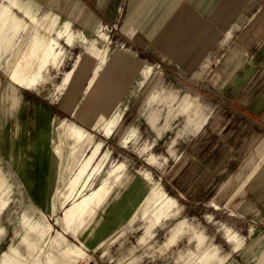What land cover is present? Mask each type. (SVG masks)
I'll return each mask as SVG.
<instances>
[{"label":"rangeland","instance_id":"obj_1","mask_svg":"<svg viewBox=\"0 0 264 264\" xmlns=\"http://www.w3.org/2000/svg\"><path fill=\"white\" fill-rule=\"evenodd\" d=\"M74 1L81 9L76 10L73 4L70 5V12H67V32L65 19L60 18L54 27L55 30L50 34L51 39L57 41L52 46L56 55L51 56L45 64L40 58L33 61L26 70L29 76L39 72L34 86L23 88L15 85L11 81L13 62L16 61L14 51L0 52V116H4L9 109L4 94L17 90L21 96L20 107L13 110L16 118L12 117L4 126L7 130L5 140L9 133L14 134L17 153L22 150L26 157L28 175L25 177L12 161L8 149L10 144L7 141L0 144L2 168L14 183L11 201L0 213V226L6 229V235L0 241V259L10 245L17 242L15 222L17 223V218L25 208L27 214H34L36 218L46 215V223L50 226V230L44 228L43 231L44 246H39L43 264H49L46 253L60 233L70 241L80 244L71 229L69 230L70 224L63 219L66 212L63 205H66L80 188V183L75 186L74 178L78 171L76 164L81 155H75L73 165H60L56 171L54 191L51 194V214L47 212L45 203V195L47 200L49 196L48 178L53 171L49 167L52 121L58 116L85 127L91 132L95 142L104 141L103 149L111 150L112 159L116 162L127 163L132 175L137 174L143 179L139 171L150 172L154 181L178 201L177 212L154 227L145 240L141 241V238L146 233L147 221L138 214L132 224L129 222L109 235L102 246L94 240L92 234L94 205L87 207L83 213L79 212L71 226L79 227L80 231L85 232L81 235L87 240L85 246L88 247V256H83L79 264H222L225 259L224 264H260L264 255V189L248 192L246 196L251 202L245 205L240 203L243 197L236 193L238 184L242 181L239 176L242 165L251 169V172H258L255 171L258 166L264 169V130L255 141L251 138L252 146L240 155L228 180L223 182V177V180L217 181L212 187L203 188L202 192H197L196 195L195 187L188 186L189 191L184 194L183 188L180 189L179 186L180 179L185 180L187 177L186 182H182L183 186L186 183H195L196 168L193 163L196 156L192 152L195 144L201 142L202 135L201 132L195 131V126L205 116L209 115L212 120L217 114L216 110L212 111V105L216 104L212 102V97H216V93L210 90V75H200L199 68L195 73L194 70H191L192 73H183L178 68L171 67L163 58L164 48H169V43L163 42L166 29L163 25L171 15L177 14L174 8L164 11L163 3L167 4L172 0H161L157 4L158 11L150 10V0ZM175 1L178 3V0ZM25 2L26 0H0V10L14 3L11 13L14 12L23 18L29 25L34 24L28 15L18 9ZM47 6L45 3L39 12L37 7L32 8V12L37 13L36 17L40 21ZM82 9L85 10V15L89 13L95 22L88 30L86 27L89 23L85 27L81 22ZM3 30L7 33L3 37L1 47L8 49L11 43L6 42V38L11 36L13 28L9 23H5ZM59 32L62 33L60 37ZM85 32L90 34L89 41L86 42L83 41L86 39ZM26 33L27 29L16 38V47L25 41ZM93 39L96 40V47L100 52L98 55L88 50ZM170 45L173 47L175 44ZM121 50L125 51L122 65L116 63L117 53ZM111 61L114 64H110ZM211 61H206V64L210 66ZM217 61L219 62L220 58H215L213 63ZM149 66L153 69L147 75L145 71ZM109 70L111 73L107 76ZM69 72H72L69 83L63 85ZM94 77L97 86L103 85L106 77L107 81L114 83L112 92L116 101V112L123 113V122L126 125L123 132L129 126L137 129L136 136L127 147L120 143L118 134L106 138L101 130L88 128L78 118V111L83 109L87 102V87ZM202 80L205 82L203 86L200 84ZM153 92H166L175 96L173 105L176 112L168 118V109H164L166 113H162L160 125L163 126L165 116L164 119L170 124L160 130V134L166 131L169 135L178 134L177 130L168 131L169 128L192 123V136L178 151L175 150L176 152L169 153L157 143V135L154 133H158V129L148 126L147 101ZM199 95H202V98ZM63 130L65 129L61 131ZM67 134L69 136L67 132L60 133V146L63 141L66 142ZM79 143L81 142L74 139L75 147L82 146ZM151 156L154 158L151 159ZM98 163L97 160L93 165ZM116 168L112 165L105 167L103 163L101 173L86 192L90 193L97 188ZM152 201L149 195L148 201L143 204L145 209L150 207ZM72 204L71 201L67 202L68 207ZM181 221L185 223L172 239V229ZM227 229H231L242 239V250L234 251L233 244L227 240ZM199 236L204 237L202 243L199 242ZM26 246L28 259L31 260V246ZM91 256L93 262L89 259ZM29 262L34 264L33 259Z\"/></svg>","mask_w":264,"mask_h":264},{"label":"crops","instance_id":"obj_2","mask_svg":"<svg viewBox=\"0 0 264 264\" xmlns=\"http://www.w3.org/2000/svg\"><path fill=\"white\" fill-rule=\"evenodd\" d=\"M104 1V0H102ZM161 0H150V10L158 11L157 4ZM73 4L76 10L81 9L78 3L74 0H69L67 6V12L69 13V7ZM164 4V11L173 9L177 14L171 15L168 21H165L163 27L166 28L163 33V42L169 43V48H164L163 58L169 63L171 67H176L179 70L186 73L196 69H200V75H210V90L212 93H216V97H212V102H216L212 105V111L216 110L217 114L211 118L207 115L200 123L195 126V131L202 133L201 142L195 144L193 154L196 156L193 166L195 169V183L182 185L185 180L180 179V189L187 194L189 191L188 186L195 187L194 194L201 193L203 188L212 187L217 181H220L223 177L225 182L230 178L231 172L234 169V164L238 162V158L244 151L252 146L251 138L254 141L264 130V0H175ZM172 4V5H171ZM83 19L81 22L86 27L88 23H91L93 27L95 22L91 15L88 13L85 15V10L82 9ZM156 16V15H154ZM90 24H88L89 26ZM168 28V29H167ZM104 36V35H103ZM90 34L87 39L83 41H89ZM75 41V39H74ZM88 50L93 51L95 55L100 52L96 47V40L91 41ZM171 43L175 44L171 47ZM125 51L121 50L117 53V64L122 65L124 60ZM215 58H220V61L213 63ZM211 61V65L206 64V61ZM110 64H114L112 61ZM153 67H150L145 73H150ZM72 74L69 72L68 74ZM111 71L106 74L109 76ZM108 77L104 79L103 85H107L112 92L114 83L107 81ZM70 80V79H69ZM95 77L91 80L86 90L87 92L96 85ZM201 81V80H200ZM69 83V82H68ZM201 86L205 82H200ZM100 85V88H103ZM197 90V88H195ZM113 95V92H112ZM202 98V95H199ZM174 95H169L166 92H153L148 97V126L152 129H158V133L155 137L157 143H159L167 152H176L181 148L186 141L192 136V130L190 128L191 122L179 127H170L168 131H176L178 134L169 135V132L160 134V130L165 129L170 122L166 121V116H172L175 114L174 108ZM111 105L116 109V101L114 95L111 98ZM88 104V102H87ZM86 107V104H85ZM84 107V108H85ZM167 107L168 113L163 118V126L160 125V117L162 113H166L164 110ZM123 114V113H122ZM78 118L86 124L88 128L101 130L106 138H111L114 135L107 134L103 122H100L98 126H92L91 117L81 116L77 113ZM16 115L9 116L7 122ZM209 121V122H208ZM56 122H61L62 125H56ZM209 127L206 128L207 124ZM73 127H81L85 133L83 141L74 146ZM131 127V140L120 142L123 146H128L129 143L137 134V129ZM164 127V128H163ZM3 127L1 132L0 144L4 141L10 144L8 147L14 164L24 163L26 167V157L21 150L19 153L16 151L17 143L14 138V134L11 132L8 134L5 140V132L7 130ZM65 129L61 131L62 129ZM61 129V130H60ZM194 131V129H193ZM67 134L66 142L63 141L60 146V133ZM62 140V139H61ZM90 131L80 124L70 121L66 118L55 117L52 121V130L50 136V155H49V167L54 170V166H57L59 170L60 165L74 164L76 154L83 155V159L90 155L92 151L99 146V151L96 157L99 163H105V167L112 165L113 168L125 165L129 169L127 163L124 161H118L112 159L111 150H104V141H94ZM92 143L94 144L92 146ZM251 148V147H250ZM89 150V151H88ZM176 150V151H175ZM62 156V157H61ZM81 157H79L80 160ZM154 157L151 156V159ZM237 161V162H236ZM105 169V168H104ZM251 172V169L242 165L240 168V179L242 180L237 189L236 195L243 197L240 202L242 205L250 204L251 200L247 195L250 191H261L264 189V169L258 166L255 171ZM148 172V171H139ZM0 173L7 179V184L13 187L6 195V205L0 207V213L9 205L12 195L14 193V183L10 180L9 175L3 170L0 159ZM150 173V172H148ZM222 176V177H221ZM150 182L144 183L137 174H133L128 183L124 186H120L116 189L114 195L104 205L103 210L100 212L98 218V227H100L107 236L126 226L129 223V218L133 211V208L140 202L139 208L136 214L133 216L131 224L136 220L138 214L142 219L147 221L146 233L141 238V241L145 240L150 235L151 230L157 225L162 224L164 221L171 218L178 208V201L173 196L169 195L164 188L154 181L152 174L150 173ZM142 179V180H141ZM205 179V180H204ZM222 179V180H223ZM190 182V181H189ZM188 182V183H189ZM48 186V185H47ZM146 186V195H143V187ZM150 188V190L148 189ZM163 191L172 205L170 209L164 208L163 211L159 210L160 201L153 200L150 207H144V201H148V197L155 195L159 191ZM150 192V193H149ZM3 196L0 198V204L3 203ZM73 203L74 197L67 202ZM48 200L45 195V203ZM52 207H53V200ZM56 202V201H55ZM63 205L64 211L67 210L68 205ZM153 203L155 204L153 206ZM26 216L27 208L23 209L22 213L17 218L16 235L17 242L10 245L9 249L4 252L0 259V264H33L32 259H28L27 243L25 241L26 231ZM62 217V216H61ZM65 219V215L63 217ZM185 221H181L175 228L172 229V239L181 231ZM67 233V232H65ZM84 234L85 232H81ZM6 235V229L0 226V241ZM227 240L233 244L234 251L243 249L244 242L242 239L231 229H227ZM110 237V236H109ZM203 236H199V242L202 243ZM26 246V248H23ZM101 246H98V248ZM87 251V246H83ZM95 248V247H91ZM43 261V259H42ZM226 259L222 262H224ZM227 264H233L228 262ZM260 264H264V255Z\"/></svg>","mask_w":264,"mask_h":264},{"label":"bare ground","instance_id":"obj_3","mask_svg":"<svg viewBox=\"0 0 264 264\" xmlns=\"http://www.w3.org/2000/svg\"><path fill=\"white\" fill-rule=\"evenodd\" d=\"M69 0H26L25 4L22 7H18L23 13L28 15L34 24H28L23 18L18 17L14 12L11 13L13 9L14 3L12 6L3 7L0 10V52H7L8 50L14 51V56H16V61L13 62V72L11 76V81L23 88H31L37 82V78L39 76V72L33 73V75H28L26 70L30 66L31 62L36 61L37 59H41L43 64L47 63L51 56H55L53 53V43H57L54 39H51L50 34L55 30L54 27L57 24V21L60 18L65 19L66 24V32L68 27V17H67V6ZM45 3L48 4L44 16L41 21L36 17V12H32V8L38 9V12L41 11V6ZM56 9V11H54ZM9 23L12 26L13 32L11 36L6 38V42H10V48H2L1 43L3 37L7 33V31L3 30V26ZM90 25L86 27V29H90ZM27 29V36L25 41L18 45L17 47L14 45L16 38L19 34ZM62 33L59 32V37ZM24 35V34H23ZM85 38H88V33H84ZM23 37V36H22ZM28 38V39H27ZM20 43V42H19ZM24 46V47H23ZM10 64V63H9ZM71 77V73L67 74L64 79V84L67 85L69 79ZM96 83V77L95 81ZM1 84V81H0ZM16 88V87H15ZM3 96L7 97V107L9 109L6 111L4 116H0V139L1 132L4 127L5 122L8 120L9 116L13 115V110L20 107L21 96L18 94L17 90L11 91V94H4ZM112 92L106 89V85H103V88H100V85H94L90 91L87 92V102L86 107L78 111L81 116L88 115L91 117L92 126L96 127L100 122H105L104 127L109 135H119L120 142H127L131 140V127H127L125 129V123L123 122V114L116 112L112 103ZM3 106V105H2ZM0 108L1 105H0ZM125 120V119H124ZM56 125H62L61 122H56ZM73 136L75 137L77 142H82L85 136V133L81 127H73ZM123 132V133H122ZM118 138V137H117ZM99 151V146H97L90 155L86 156L83 159V155L78 165V171L74 178L75 186L79 183L80 188H78L75 192L74 202L71 206H69L65 212V219L67 220L69 226V230L73 232L76 239L79 240V243H75L70 241L65 235L60 233L54 238L52 244L50 245V250L46 253L47 262L49 264H79L82 261L83 256H88L83 246L86 245V239L81 235L82 231H80L79 227H72L76 216L78 213H83L87 207L90 205H94L92 207L94 219L91 223L93 227V238L94 240L100 242V245H104L106 243L105 238L107 236L106 232L98 227V218L100 216L101 210H103L104 205L108 202V200L114 195L117 188L120 186H124L128 183L129 179L132 177V173L129 169L126 168L125 165H121L116 169L112 170L110 176L105 178L102 183L95 189H93L90 193L86 192L89 185L99 176L102 171V164L98 163L96 166L93 163L96 160L97 154ZM20 170V172L26 177V167L23 162L20 164H16ZM57 166H54V170L49 175V196L48 202L46 204L47 212L52 213V205H51V194L53 193V183L56 176ZM143 178L145 180V185L148 180L150 182V173L141 172ZM114 176V180L112 179ZM113 180V181H112ZM13 186L7 184V179L4 175L0 173V198L3 196V203L0 204V207L6 205V195L11 190ZM146 186L143 187V195H146ZM152 194H150L151 196ZM150 200H159L161 203L159 204V210L163 211L164 208L170 209L172 203L167 198L166 194L161 190L155 195L150 197ZM140 202H138L137 206L133 208L131 216L129 218V222H132L133 216L136 214L138 210ZM46 215H42L39 218H36L34 214H27L26 216V231H25V241L27 245L31 246V255L34 264H43L41 261V254L39 251V246H44L43 243V231L50 230V226L46 223ZM254 253V252H253ZM260 255V254H259ZM89 259L93 262V257H89Z\"/></svg>","mask_w":264,"mask_h":264}]
</instances>
